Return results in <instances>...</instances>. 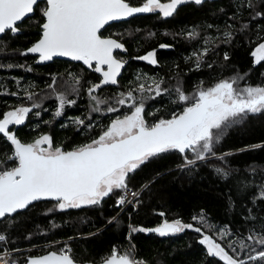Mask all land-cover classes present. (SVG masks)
I'll use <instances>...</instances> for the list:
<instances>
[{"label":"trees","instance_id":"1","mask_svg":"<svg viewBox=\"0 0 264 264\" xmlns=\"http://www.w3.org/2000/svg\"><path fill=\"white\" fill-rule=\"evenodd\" d=\"M128 1L132 5L142 4V0ZM257 12L264 13V0H203L199 5L190 0L179 5L170 17L152 12L108 25L101 33L124 45L126 51L116 55L126 63L118 84L104 85L94 93L107 101L99 105L101 111L97 112L92 110L96 105L88 88L100 82V73L79 62L55 59L40 64L37 56L22 54L40 38L39 24L43 21L38 8L18 24L16 33L8 31L0 37V118L20 105L40 103L41 107L34 108L24 124L10 126L12 132L23 143L47 134L54 147L67 151L90 142L112 119L127 113L131 101L120 106L115 104V98L141 84L145 89H153L155 83H160L161 89L167 90L159 96L152 91L143 93L145 97H154L145 100L149 123L168 119L173 112L182 110L185 105L178 101L177 87L190 96L198 86L209 87L238 74L243 77L240 86H264V62L254 66L250 54L264 41V15L257 16ZM189 32L195 36L189 37ZM225 33L231 35L226 37ZM205 49L207 54L200 56L197 67L194 53ZM152 51L155 65L137 59ZM54 76L55 91L49 87ZM61 92L67 99L75 100V104H66L61 116L56 117L57 94ZM30 93L33 100L28 99ZM133 95L140 93L134 91ZM110 105L119 111L107 112ZM76 118L92 127L75 123ZM254 145L261 147H251ZM12 147L0 135V164L5 167L11 166L6 158L12 154ZM213 152L215 155L208 154L205 160H197L188 167H182L181 154L166 153L130 174L129 188H142L139 203L126 207L119 215V193L99 205L76 209L60 210L52 200L36 202L0 219L1 232L7 237L0 243V251L20 249L11 258L25 264L28 256L50 250L59 252L63 244L47 245L48 242L71 238V255L76 261L98 263L110 255L114 245L122 250L132 241L137 257L151 264H225L218 257L209 256L207 246L199 243L203 234H209L230 255L238 253L246 259L250 250L241 249L240 241L251 244L246 239L251 233H264V199L260 198L264 191V113H250L230 124L213 145ZM187 156L194 159L192 154ZM161 212L165 215L160 216ZM176 219L201 228V233L185 229L161 237L154 232L130 230V226L150 229L164 220ZM221 232L225 233L223 237ZM229 244L236 248V253Z\"/></svg>","mask_w":264,"mask_h":264},{"label":"snow or ice","instance_id":"2","mask_svg":"<svg viewBox=\"0 0 264 264\" xmlns=\"http://www.w3.org/2000/svg\"><path fill=\"white\" fill-rule=\"evenodd\" d=\"M186 2L187 0H168L164 3L161 0H143L140 6H133L128 0H0V34L8 31L16 33L19 30L18 24L39 8L43 21L39 24L40 38L22 54H38V62L68 57L73 61H81L94 72L100 73V82L88 88V94L96 105L92 110L99 112V105L107 101L94 93L104 85L118 84L117 77L126 63L114 55L116 50L126 51L124 45L117 39L104 37L101 29L112 21L136 13L159 12L164 17H170L179 5ZM193 2L199 5L203 0ZM40 4L45 6L40 8ZM256 15L264 13L257 12ZM230 35L225 33L226 37ZM188 36L194 37L195 33L189 32ZM206 54L207 49L200 54L194 53L197 67L200 56ZM250 54L254 58V66L264 62V41L259 42ZM224 58L228 59L227 54ZM137 59L153 65L157 63L154 51ZM241 79L243 77L238 74L229 79H221L209 87L198 86L191 96L177 87L175 91L178 101L185 106L179 112H173L170 118H160L152 123L146 119L150 114L145 112V100L154 97H145L143 93L155 91V95L159 96L167 90L161 89L160 83L154 81L155 89H145L141 84L138 89L121 92L115 98V104L125 106L127 101H131V104H127L129 111L122 117L112 119L90 142L67 151L62 147H54L51 136L47 134L40 135L31 143H23L12 132L10 126L24 124L29 113L34 108L41 107L40 103L34 101L30 107L20 105L4 112L0 118V135L13 147L12 154L6 158L11 166L0 164V219L27 209L35 201L45 199L56 201L54 207L60 210L99 205L105 198L117 193V206L133 203V200L128 199L129 195L139 203V192L129 188L130 174L170 152L183 156L182 167L193 165L197 160H205L208 154L215 155L213 145L219 142L230 124L250 113H264V86L240 88L238 85ZM76 83L79 84V78H76ZM55 84L54 76L49 85L54 91ZM134 91H138L140 95L134 96ZM28 99L33 100V94L30 93ZM57 99L59 107L55 112L56 117L61 116L66 104H75V100L67 99L63 92L57 94ZM106 111L113 113L119 109L110 105ZM75 123L92 127L80 118H76ZM189 152L194 154V159L188 158ZM217 171L223 172L222 169ZM260 198L264 199V191H261ZM159 215L165 214L161 212ZM196 219L193 217V220ZM185 229H193L197 233L202 231L201 228H194L192 224H185L179 219L164 220L159 226L150 229L130 226L131 233L154 232L161 237L180 233ZM224 234L221 232V237ZM246 239L252 242L249 244L244 240L240 241L241 249L250 250L246 259L239 257L232 244H229V248L236 255H230L210 235L203 234L199 243L207 246L209 256L218 257L225 264H264V233L254 232ZM6 240L7 237L0 234V242ZM133 247L124 253L114 247L103 264H143L132 255ZM5 255L7 253L0 254V264H9ZM26 264H77V261L71 255V249L65 246L59 252L51 251L40 257H29Z\"/></svg>","mask_w":264,"mask_h":264},{"label":"built area","instance_id":"3","mask_svg":"<svg viewBox=\"0 0 264 264\" xmlns=\"http://www.w3.org/2000/svg\"><path fill=\"white\" fill-rule=\"evenodd\" d=\"M131 190H132V189H131ZM141 190H142V188H140L139 190H132V191H137V192L140 193ZM128 199L133 200V203H126V204L123 205V206H117V204H116V206H117L118 208H120V210H119V212L117 213V215H119V214H120V213H121L126 207H128V206H130V205H137V203L135 202V199H133L130 195L128 196ZM0 234H3V233L1 232V225H0ZM3 235H4V234H3ZM70 240H71V238L59 239V240H56V241L48 242L47 245L57 244V243H63L62 246H61V248H65V246H67V248H70L71 251H72V246H71V244L69 243ZM0 243H2V242H0ZM43 246H44V245H43ZM133 246H134V247H133ZM114 247L117 248V249L120 251V253H124V252H126L130 247H133L132 255H133L136 259H138L139 261H142L143 264H151V263H149V262H147V261H144V260H142V259H139V258L137 257V254H136V247H135V245H134V243H133L132 241H130L126 247H123L122 250H120L119 247H118L117 245H114V246L112 247V249H113ZM61 248H60V249H61ZM17 251H20V249H14V250L3 249V250L0 251V254L7 253V255H5L4 258H5L6 260L9 261V264H18L16 260H14V259L11 258V256H12L15 252H17Z\"/></svg>","mask_w":264,"mask_h":264},{"label":"water","instance_id":"4","mask_svg":"<svg viewBox=\"0 0 264 264\" xmlns=\"http://www.w3.org/2000/svg\"><path fill=\"white\" fill-rule=\"evenodd\" d=\"M162 1V0H161ZM129 2V1H128ZM130 3V2H129ZM132 5V4H131ZM141 5V4H140ZM140 5H133V6H140ZM34 14V13H33ZM32 14V15H33ZM147 14H150V13H136V14H133L132 16H130V17H127V18H124V19H121V20H117V21H112V22H110L108 25H110V24H113V23H117V22H121V21H127V20H129V19H131V18H133V17H137V16H141V15H147ZM31 15V16H32ZM28 18V17H27ZM26 19V18H25ZM20 24V23H19ZM108 25H106L105 26V28L108 26ZM105 28H103V29H101V32L105 29ZM5 34V33H4ZM4 34H0V37L2 36V35H4ZM104 37H111V38H113V39H116L115 37H112V36H104ZM39 40V39H38ZM37 40V41H38ZM118 40V39H117ZM36 41V42H37ZM120 42V41H119ZM34 44V43H33ZM32 44V45H33ZM31 45V46H32ZM30 46V47H31ZM29 47V48H30ZM119 51H121V50H116L115 52H114V55L118 58V59H121V58H119L117 55H116V53L117 52H119ZM29 54H31V55H34V56H37V62H38V60H39V55L38 54H34V53H29ZM55 59H64V60H68V61H72V62H79V63H82L81 61H73V60H71L70 58H68V57H55V58H53V60H51V61H46V62H38V63H40V64H47V63H49V62H52V61H54ZM83 64V63H82ZM84 65V64H83ZM86 67H88L87 65H85ZM124 68H125V65H124V67L121 69V74L117 77V79L122 75V73H123V70H124ZM46 200H49V199H45V200H40V201H46ZM51 201V200H50ZM52 201H54V200H52ZM36 202H39V201H35V202H33L32 204H34V203H36ZM31 204V205H32ZM25 210V209H24ZM21 211H23V210H21ZM15 214V213H14ZM14 214H12V215H14ZM11 216V215H10ZM209 235V234H208ZM211 236V235H210ZM212 237V236H211ZM213 238V237H212ZM214 239V238H213ZM215 240V239H214ZM51 251H55V250H50V251H48V252H45V253H43V254H40V255H30V256H28L27 257V259L29 258V257H40V256H43V255H46L47 253H49V252H51ZM58 252V251H57ZM27 261V260H26ZM104 261V260H103ZM103 261H101V262H98V263H95V262H90V261H87V262H78L77 261V264H103ZM26 264V263H25Z\"/></svg>","mask_w":264,"mask_h":264},{"label":"rangeland","instance_id":"5","mask_svg":"<svg viewBox=\"0 0 264 264\" xmlns=\"http://www.w3.org/2000/svg\"><path fill=\"white\" fill-rule=\"evenodd\" d=\"M187 1H190V0H187ZM162 3H164V2H168V0H162L161 1ZM155 59H156V57H155ZM240 88H244V86H240V85H238ZM153 89H155V87L153 88ZM153 93H155V91H152ZM194 94V93H193ZM192 94V95H193ZM191 96V95H190ZM131 103V102H130ZM189 154H192V155H194L193 153H191V152H189Z\"/></svg>","mask_w":264,"mask_h":264},{"label":"flooded vegetation","instance_id":"6","mask_svg":"<svg viewBox=\"0 0 264 264\" xmlns=\"http://www.w3.org/2000/svg\"><path fill=\"white\" fill-rule=\"evenodd\" d=\"M142 3H143V0H142Z\"/></svg>","mask_w":264,"mask_h":264}]
</instances>
